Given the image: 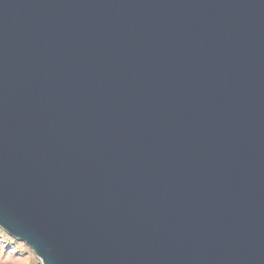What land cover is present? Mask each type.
<instances>
[{
	"label": "water",
	"instance_id": "water-1",
	"mask_svg": "<svg viewBox=\"0 0 264 264\" xmlns=\"http://www.w3.org/2000/svg\"><path fill=\"white\" fill-rule=\"evenodd\" d=\"M0 229L41 264H264V0H0Z\"/></svg>",
	"mask_w": 264,
	"mask_h": 264
},
{
	"label": "rangeland",
	"instance_id": "rangeland-1",
	"mask_svg": "<svg viewBox=\"0 0 264 264\" xmlns=\"http://www.w3.org/2000/svg\"><path fill=\"white\" fill-rule=\"evenodd\" d=\"M0 264H41V262L23 242L0 229Z\"/></svg>",
	"mask_w": 264,
	"mask_h": 264
}]
</instances>
